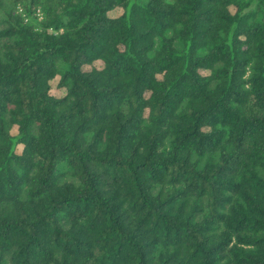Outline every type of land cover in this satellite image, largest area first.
Listing matches in <instances>:
<instances>
[{"label":"trees","instance_id":"obj_1","mask_svg":"<svg viewBox=\"0 0 264 264\" xmlns=\"http://www.w3.org/2000/svg\"><path fill=\"white\" fill-rule=\"evenodd\" d=\"M0 264H264V0H0Z\"/></svg>","mask_w":264,"mask_h":264},{"label":"rangeland","instance_id":"obj_2","mask_svg":"<svg viewBox=\"0 0 264 264\" xmlns=\"http://www.w3.org/2000/svg\"><path fill=\"white\" fill-rule=\"evenodd\" d=\"M120 13H121V10H116V11L114 12V15H118V14H120ZM52 92H53L54 94H60V91L57 90L55 87L52 88Z\"/></svg>","mask_w":264,"mask_h":264}]
</instances>
